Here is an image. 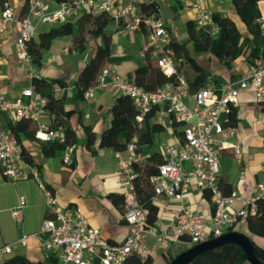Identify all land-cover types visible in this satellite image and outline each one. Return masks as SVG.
Segmentation results:
<instances>
[{"label":"built area","instance_id":"built-area-1","mask_svg":"<svg viewBox=\"0 0 264 264\" xmlns=\"http://www.w3.org/2000/svg\"><path fill=\"white\" fill-rule=\"evenodd\" d=\"M24 0L21 12L17 13L14 0H0V36L13 26L17 33L18 61L28 65L35 72L29 42L35 38L40 23L62 24L76 22L84 13L105 11L118 20H126L123 33L145 29L147 43L140 55L150 59L167 77L176 76L155 91L149 92L133 80H125L110 66L103 67L97 82L85 91V98L94 97L97 90L115 89L129 95L138 111L137 120L142 122L146 114L154 112L153 119L169 120L173 126H181V136L176 143L166 144L162 156L164 162L158 173L152 176L153 200L161 196L177 200L180 206L171 209L173 220L170 226L161 231L149 223V209L139 199L137 181L140 167L146 162L145 153L138 150V135L127 144L125 150H116L123 182L125 218L130 232L122 243H113L93 227L85 215L74 207L59 204L54 192L40 179L36 167H30V174L39 181L47 195V216L40 231L22 235L21 241L27 244L29 237L39 240L41 246L57 260V264H125L129 257H147V236H157L159 241L169 242L170 237H186L193 246L211 238L219 237L241 218L257 211L258 198H264V181L257 184V198L242 196L238 191L226 193L220 174V156L225 148L233 147L240 152L238 144L228 138L234 134L232 127H226L228 115L238 105L239 93L253 89L264 114V53L253 56L247 75L218 87L208 80L194 91L188 78L179 72L173 52L168 49L172 36L165 18L160 15H143L140 0ZM196 12L195 22L199 28L207 29L212 35L218 34L220 25L207 0H193ZM258 21L264 28V0L259 1ZM1 63V60H0ZM47 99L31 83L14 98L0 94V112L12 114L15 121L31 119L37 126L36 137L40 141L66 143L62 153L67 165L75 163L73 144L68 143L67 130L63 125H52L44 120L48 113ZM264 125V117H263ZM22 144L6 128L0 129V164L7 179L16 180L25 173L22 158ZM126 152V156L123 154ZM264 173V164L262 166ZM197 180L201 191L208 193L213 205L212 215L207 218L199 210L183 202L185 194ZM238 200L242 207L233 210ZM27 198L21 196L11 209L12 216L23 227L24 209ZM13 246L0 241V264H9Z\"/></svg>","mask_w":264,"mask_h":264},{"label":"crops","instance_id":"crops-1","mask_svg":"<svg viewBox=\"0 0 264 264\" xmlns=\"http://www.w3.org/2000/svg\"><path fill=\"white\" fill-rule=\"evenodd\" d=\"M14 1L17 13L21 12L24 0ZM147 1L158 3L160 14L167 21L173 39L180 43L189 41L186 23L189 20L195 21L196 12L192 5L193 0H140V2ZM163 1L169 5L172 16L165 15ZM56 2H53V7L56 6ZM207 3L213 12L231 17L241 30L243 37L249 35L245 24L235 12L232 0H207ZM125 22V19L118 20L113 17L106 28L111 40L112 55L115 57L126 56L118 63L113 62L106 66H110L122 79L133 80L137 67L144 61L140 52L147 43V33L145 29L123 33ZM52 26L55 25L40 23L35 38H38L40 32ZM79 39L78 32L70 36L56 38L51 48L44 52L42 66L32 72L28 65L18 61L15 28L11 26L4 35L0 36V94L10 98L19 96L23 89L31 84L34 75L47 79L59 78L65 81V87L55 85L54 93L57 98L64 97L65 109L69 112L67 123L70 129V139L75 147V163L67 165L63 161L62 153L47 157L41 149L40 141L23 140L22 146L32 154L36 166L26 163L25 173L15 180L20 182V186H18L13 207L17 205L21 196L26 197L28 201L23 212V227H19V233L12 237L0 232V241L13 246L10 259L16 255H25L35 261L48 260L47 252L37 238L29 237L27 244L21 241L24 233L30 235L40 231L44 219L50 216L46 204V192L40 187L39 181L30 174L29 166L38 169L40 179L54 192L60 205L74 207L81 211L88 222L93 227L101 229L103 236L111 242H124L130 232V225L125 218L124 187L120 176L119 160L115 155L116 150L113 147L99 145L101 133L112 124V107L116 94L120 92L109 88L97 90L94 97L90 99L77 98L81 71L93 56V54H91L92 56L87 55V57L85 55L88 45L93 42L97 47L102 43V37L92 38L87 34V42L82 50L79 46ZM188 45L192 51L191 54L198 63L209 71L208 80H213L218 87H223L226 83L243 77L249 72L250 47L245 48L243 54L229 67L215 55L209 52H194L191 44L188 43ZM179 61L181 62L183 59L179 58ZM180 62L177 63L176 60L179 72L184 74ZM186 69L190 72L188 71V76L184 75L190 82L191 90L194 91L199 86L193 87L191 82L194 81L197 73L189 63L186 64ZM233 110L237 113V123L235 125L228 124V115L226 127H232L234 130V134L228 138V141L238 144L240 152L236 153L235 148L229 146L223 150L220 156L221 179L228 190H236L242 196L254 200L257 198V184L264 181L262 171L264 164V114L253 89L240 91L238 105ZM54 118V115L48 111L44 120L53 124ZM9 120L15 121L13 115L1 112L0 127L4 128L5 123ZM154 121L163 123L164 130L169 132V136L162 140L161 148L156 146V138L153 136L152 150L162 154L166 144L178 141L181 136V126H173L169 120L154 119ZM85 127H90L97 134V140L91 146L86 144ZM123 154L126 156V152ZM0 171L3 174L1 168ZM183 202L199 210L207 218L212 215L213 205L210 198L199 189L195 178L192 179V185L185 194ZM155 203L160 208L155 226L164 231L173 220L171 209L179 207L180 202L161 196L155 200ZM241 207L242 203L238 200L232 205L233 210H238ZM242 231L258 245L264 247V237L254 235L244 222H242ZM145 244L150 252L149 255L154 257L156 264H169L168 262L173 259V256L175 257L177 253L191 246L188 239H184V237L180 240L170 237L169 242H163L159 241L157 236L152 235L146 237Z\"/></svg>","mask_w":264,"mask_h":264},{"label":"trees","instance_id":"trees-1","mask_svg":"<svg viewBox=\"0 0 264 264\" xmlns=\"http://www.w3.org/2000/svg\"><path fill=\"white\" fill-rule=\"evenodd\" d=\"M63 1V0H60ZM260 0H232L235 12L239 15L249 33L243 37V34L236 22L229 16H224L219 12H214V18L220 25V31L212 35L207 29L199 28L195 21L189 20L186 23L189 41L180 43L176 39H171L168 49L173 52L176 59L182 58L189 63L196 71V77L191 82L193 87L205 84L210 76L209 71L200 65L196 58L191 54V48L194 52H209L219 59H222L227 66L243 54L245 48L250 47V59L253 56L264 53V43H260L264 35V28L258 21L260 17ZM142 13L145 16L160 15V8L156 1L140 2ZM113 17L105 12L97 13L86 12L76 22H67L50 27L40 32L38 38L29 42V51L33 56V65L35 68L43 64L44 52L49 50L54 40L61 36H70L78 32L80 34L79 46L84 50L88 34L92 38L102 37V43L96 47V50L81 71L78 80L77 98L85 97V91L88 87L94 85L98 77L107 64L125 59V57H115L111 52L110 36L106 28ZM248 56V57H249ZM176 76L167 77L157 63L147 59L137 67L133 75V81L144 87L147 91L153 92L158 87L168 81H175ZM31 83L47 99L46 108L54 115L52 125H63L67 130L68 143H71L70 129L68 126L69 112L65 109V100L55 97V85L65 87L66 83L62 79H47L42 76L34 75ZM112 124L106 128L100 136L101 147H113L115 150H125L127 144L138 135V150L147 156L146 162L140 167L141 175L137 181V191L141 204L149 209V223L155 224L159 215V205L153 200L154 188L152 176L158 173L159 166L164 162L162 154L152 150L154 144V134L165 129L163 123L154 121V112L145 115L144 120H137L138 111L132 98L124 93H117L112 107ZM1 114V112H0ZM5 114V113H4ZM237 123V113L235 110L229 114V123ZM176 126V125H175ZM6 129H9L18 139L23 142L24 139L38 140L36 137L37 126L31 119H20L16 121L9 120L5 123ZM0 129H2L0 127ZM87 133L86 144L91 146L97 140V134L90 127H85ZM41 149L45 156H54L57 153H63L66 143L58 141H40ZM22 158L25 163L36 166L32 154L22 146ZM2 170V166L0 164ZM6 178V177H5ZM221 183L226 193L228 190ZM209 196L208 193H205ZM257 211L254 214H248L241 218L239 222L231 226L228 231H242V222L247 224L248 229L257 236L264 237V198H258ZM251 238V237H250ZM184 239H186L184 237ZM252 243L264 259V247L258 245L252 238ZM192 247V245L190 246ZM188 247V248H190ZM187 248V249H188ZM186 250V249H185ZM180 253V252H179ZM178 254V253H177ZM176 254V255H177ZM175 255V256H176ZM174 258V256L172 257ZM9 264H57V260L49 256L47 261H35L25 255H16L9 259ZM169 263V262H168ZM125 264H156L152 255L143 258L138 255H132ZM191 264H251L243 248L235 243H226L219 247L206 250L198 255Z\"/></svg>","mask_w":264,"mask_h":264},{"label":"rangeland","instance_id":"rangeland-1","mask_svg":"<svg viewBox=\"0 0 264 264\" xmlns=\"http://www.w3.org/2000/svg\"><path fill=\"white\" fill-rule=\"evenodd\" d=\"M162 5L165 15L172 16V12L170 10L169 5H167L164 1ZM230 6L232 7V4H230ZM88 36L91 35L88 34ZM95 49H96V44L90 42L88 45V50L85 53L86 57L87 55L90 56L91 54H94ZM176 60L177 63L180 62L179 59ZM180 63L184 74L188 76L189 70L186 69L187 62L183 60ZM154 136L156 138V146L161 148V144H162L161 142L162 140H164L166 137L169 136V132L168 130H164L155 133ZM18 186H20V182L18 180L15 181V180L7 179L3 176L2 172L0 171V232L5 233V235L8 237L15 236L17 233H19L18 232L19 225L16 222V220L13 218L11 212V209L13 208L14 200L16 199V195L18 192Z\"/></svg>","mask_w":264,"mask_h":264},{"label":"water","instance_id":"water-1","mask_svg":"<svg viewBox=\"0 0 264 264\" xmlns=\"http://www.w3.org/2000/svg\"><path fill=\"white\" fill-rule=\"evenodd\" d=\"M264 43V35L260 40ZM226 243H235L243 248L251 264H264L260 253L252 243L251 238L238 230L228 231L219 237L211 238L178 253L169 264H191L193 260L206 250L219 247Z\"/></svg>","mask_w":264,"mask_h":264}]
</instances>
